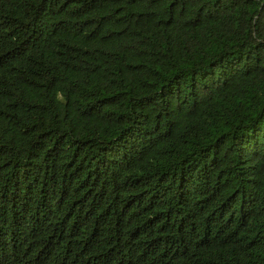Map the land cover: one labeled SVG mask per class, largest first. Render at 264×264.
Listing matches in <instances>:
<instances>
[{"label": "trees", "instance_id": "16d2710c", "mask_svg": "<svg viewBox=\"0 0 264 264\" xmlns=\"http://www.w3.org/2000/svg\"><path fill=\"white\" fill-rule=\"evenodd\" d=\"M0 264H264V0H0Z\"/></svg>", "mask_w": 264, "mask_h": 264}]
</instances>
